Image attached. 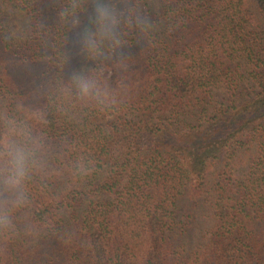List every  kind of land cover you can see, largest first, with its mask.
<instances>
[{"label":"trees","instance_id":"obj_1","mask_svg":"<svg viewBox=\"0 0 264 264\" xmlns=\"http://www.w3.org/2000/svg\"><path fill=\"white\" fill-rule=\"evenodd\" d=\"M5 120L44 165L0 264H264V0H0Z\"/></svg>","mask_w":264,"mask_h":264},{"label":"clouds","instance_id":"obj_2","mask_svg":"<svg viewBox=\"0 0 264 264\" xmlns=\"http://www.w3.org/2000/svg\"><path fill=\"white\" fill-rule=\"evenodd\" d=\"M94 12L103 17L107 6L96 4ZM117 23L113 16L112 25ZM101 32L106 30L102 27ZM81 98L98 97L100 89L91 78L73 73L70 77ZM42 144L34 138L26 127L13 121H4L0 128V207L8 204L19 206L23 203L25 181L44 165ZM8 223L6 214H0V226Z\"/></svg>","mask_w":264,"mask_h":264},{"label":"rangeland","instance_id":"obj_3","mask_svg":"<svg viewBox=\"0 0 264 264\" xmlns=\"http://www.w3.org/2000/svg\"><path fill=\"white\" fill-rule=\"evenodd\" d=\"M8 10V9H7ZM10 17H11V19H13L12 21L14 22V23H16V24H18V20H19V15H14V13H10ZM223 95H224V93H223V91L222 90H219L218 92H217V98H220V97H223ZM185 202V201H184Z\"/></svg>","mask_w":264,"mask_h":264}]
</instances>
